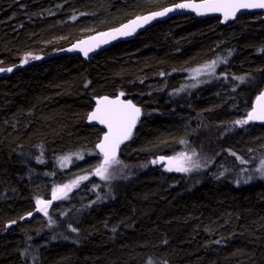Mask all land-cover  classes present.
<instances>
[{"label": "trees", "instance_id": "16d2710c", "mask_svg": "<svg viewBox=\"0 0 264 264\" xmlns=\"http://www.w3.org/2000/svg\"><path fill=\"white\" fill-rule=\"evenodd\" d=\"M179 1L0 0V264H264V181L232 182L264 151V123H234L264 89L261 13L178 14L87 61L55 53ZM215 57V79L175 92ZM118 92L142 115L103 179L86 118ZM179 151L190 171L158 162Z\"/></svg>", "mask_w": 264, "mask_h": 264}, {"label": "snow or ice", "instance_id": "6c2138e0", "mask_svg": "<svg viewBox=\"0 0 264 264\" xmlns=\"http://www.w3.org/2000/svg\"><path fill=\"white\" fill-rule=\"evenodd\" d=\"M175 9L191 8L195 10L198 14H204L206 12H222L224 14L225 20L229 17L234 16L236 11L240 9H264V0H202L200 4H194L191 2L180 3L174 5ZM174 8H165L162 11L153 12L150 15L137 17L135 20L130 21L128 24L122 25L121 28L113 30L111 33H102V37L108 39H115L117 36H126L132 34L136 28L142 26V24L148 23L155 17L164 16L168 12L174 10ZM95 40L96 38H91ZM107 39L100 40L99 43H106ZM84 55L87 56L91 48L81 49ZM38 59V57H33ZM28 57L26 56L22 63H27ZM217 61H212L207 65L202 66V68L195 69L197 75L201 71L214 72ZM8 71L11 72L12 68H0V72ZM236 79L243 80L242 77H237ZM195 87V85H193ZM123 95V93H121ZM140 108H138L131 101H122L118 96L115 100H109L108 97H102L97 101L96 109L89 115V120H98L101 124H107L108 131L104 134L103 140L97 145L100 151L104 155V160L95 169V174L103 179H108V167L110 164L115 162L116 150L119 145L130 138L132 133V128L135 126L137 119L140 115ZM261 120L264 121V92L256 97V105L253 109L247 113V116L243 120H237L234 123L237 125L247 124L249 121ZM69 158L65 157L64 160L67 161ZM160 160H168L169 167L168 170H176L180 172H188L191 168L184 166V161H188L190 157H183L181 160L179 157H160ZM157 161H152L156 163ZM194 167H199V165H193ZM261 176L264 177V161H261V168L259 169ZM87 176H81L77 178V181H73L70 185H64L59 189L53 191V199H60L61 196H66L67 191L71 190V187L76 186L79 180L87 179ZM252 177H249L251 179ZM51 201H44L41 199L36 200L37 209L44 212L47 215V207ZM28 215H31L29 213ZM23 219V218H22ZM15 223V221H13ZM75 232L77 229L72 228ZM149 264H152L149 261Z\"/></svg>", "mask_w": 264, "mask_h": 264}, {"label": "water", "instance_id": "95a60500", "mask_svg": "<svg viewBox=\"0 0 264 264\" xmlns=\"http://www.w3.org/2000/svg\"><path fill=\"white\" fill-rule=\"evenodd\" d=\"M186 2H191V3H194V4H200L202 2V0H182V1L176 2L174 4H170V5L164 6L162 8H159V9H156V10H152V11H149V12H146V13H143V14H140V15H137V16H134V17H132V18H130V19H128V20H126V21H124V22L116 25V26H113V27H110V28H106L104 30H101V31H98V32H94V33H91V34H88V35H85V36H82V37H80V38L72 41L70 44H68L64 48L58 49L55 53L56 54H78V55H80V57L83 60L87 61L91 55L99 52L100 50H103V49L109 47L110 45H112V44H114V43H116L118 41H126V40L133 39L139 32L145 30L146 28H148L149 26H151L154 22L163 21V20H165V19H167V18H169V17H171L173 15H178V14H192L196 18H204V17L217 16V17H219V20H220L221 23H227V22H230V21L234 20L240 14L248 13V12H259V13H261V18L264 20V9H240V10L236 11V13H235L234 16H231L227 20H225L224 14L222 12H206L204 14H198L195 10H193L191 8H184V9H175L174 8V5L180 4V3H186ZM165 8H174V10L171 11V12H168L164 16L155 17L154 19L150 20L146 24H142V26L136 28V30L132 34H130V35L117 36L115 39H108V38L102 37L100 35L102 33H111L113 30L121 28L122 25L128 24L130 21L135 20L137 17L147 16V15H150L151 13H153V12L162 11ZM93 37H95L96 39L95 40L91 39ZM103 39H107V42L106 43H99V46H96L97 43L100 40H103ZM87 48H91L92 50L88 52L87 56H85L84 55V52L81 49H87ZM0 68L7 69V68H12V67H10V66L9 67H1L0 66ZM7 72L8 71L0 72V77L2 75L6 74ZM261 92H264V89ZM121 93L122 92H118V94H116V95H101V96H96L93 99V107L91 108V110L87 114V118H86L87 122L89 124H91V125H96V126H98L99 128H101L103 130L99 141L95 145V151L101 156V162H103V160H104V155L100 151V149L97 147V145L99 143H101V141L103 140L104 134L108 131V126H107V124H101L98 120H89L88 117L96 109L97 101L100 100L102 97H108L109 100H115L119 96L120 97V100L125 101V102L126 101H131L133 104H135L131 99H127V98L124 97V95H121ZM260 93L258 95H260ZM135 105L138 108H140L139 105H137V104H135ZM255 105H256V98H255V100L252 103L251 110L253 109V107ZM140 110H141V108H140ZM141 115H142V112H140L139 118L137 119L135 126L132 128V133H131L130 138L127 139V140H125V141H123L119 145V147L117 148V150H116V156H118L120 148L124 144L128 143L132 139V137L134 135V132L136 130V127H137V125H138V123L140 121ZM255 121L264 123V121H261V120H255Z\"/></svg>", "mask_w": 264, "mask_h": 264}, {"label": "rangeland", "instance_id": "374dc122", "mask_svg": "<svg viewBox=\"0 0 264 264\" xmlns=\"http://www.w3.org/2000/svg\"><path fill=\"white\" fill-rule=\"evenodd\" d=\"M31 56L34 57L35 55H31ZM220 59H221L220 57L207 58V59H205L204 62L198 64L197 66H195L193 68H190L187 70L184 69L183 70L184 71L183 85H181V86L179 85L177 87V89H175V92L177 94L182 93V92H189V91L194 90V89L200 87L201 85H204V84L212 81L213 79H215L217 76L215 71L214 72L201 71V73L199 75H197L194 70L198 69V68H202V66L207 65L212 61H217V64H218ZM217 64H216V66H217ZM215 70H216V67H215ZM193 85H195V87H193ZM185 156L187 157L185 151H179L175 154L168 155V156H162V157H166V158L167 157H179L181 160H183V157H185ZM160 157H158V162L161 163L164 167L168 168L169 167L168 160L167 159L160 160L159 159ZM261 161H264V151H263L262 155L256 160L254 165L241 167L232 177V182L235 184H241L238 182V181H240V182H243V184H246V183H250L253 181H264V177L261 176V173L259 171V169L261 168ZM184 163H185V161H184ZM249 177H252V178L249 179ZM52 200H54V199L51 198L50 201L52 202ZM151 262H152V264H157L154 261H151ZM147 264H149V263H147Z\"/></svg>", "mask_w": 264, "mask_h": 264}, {"label": "bare ground", "instance_id": "6f19581e", "mask_svg": "<svg viewBox=\"0 0 264 264\" xmlns=\"http://www.w3.org/2000/svg\"><path fill=\"white\" fill-rule=\"evenodd\" d=\"M70 44V43H69ZM67 46V45H66ZM65 47V46H64ZM64 47H62V48H64ZM61 49V48H60Z\"/></svg>", "mask_w": 264, "mask_h": 264}]
</instances>
